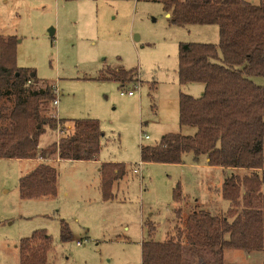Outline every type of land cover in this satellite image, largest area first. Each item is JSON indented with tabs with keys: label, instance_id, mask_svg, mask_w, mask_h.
<instances>
[{
	"label": "rangeland",
	"instance_id": "obj_1",
	"mask_svg": "<svg viewBox=\"0 0 264 264\" xmlns=\"http://www.w3.org/2000/svg\"><path fill=\"white\" fill-rule=\"evenodd\" d=\"M0 34L16 36V65L35 72L37 87L42 81L55 85L52 116L93 118L101 130L96 160L47 159L57 171L54 196L19 195V178L42 162L39 157L0 158V264H19L20 240L38 230L51 240L45 264H141L142 242L166 240L184 229L193 206L231 219L222 181L249 175V169L209 165L192 152L183 153L179 163L140 160V146L155 145L168 133L195 132L179 125V93L197 98L203 84L179 83L178 45L218 43L216 24H172L161 0H0ZM119 69L132 71V78L116 79ZM252 79L264 85V78ZM67 130H46L39 147ZM262 155L264 168V140ZM101 163L125 167L109 199L100 191ZM174 189L181 197L198 198L197 205L179 201L177 218L171 216ZM62 221L67 240L60 238ZM223 258V264H264V251L228 248Z\"/></svg>",
	"mask_w": 264,
	"mask_h": 264
},
{
	"label": "trees",
	"instance_id": "obj_2",
	"mask_svg": "<svg viewBox=\"0 0 264 264\" xmlns=\"http://www.w3.org/2000/svg\"><path fill=\"white\" fill-rule=\"evenodd\" d=\"M172 24H216V44L181 42L178 45V77L181 85L203 84L194 98L180 91L178 121L193 126L192 135L168 133L155 145L140 146L142 162L179 163L182 154L204 155L209 165L246 168L249 175L226 176L221 194L230 206L227 216L192 210L185 228L163 241L147 239L141 245V264H223L225 249L264 251V0H161ZM14 35L0 34V158H37L38 163L18 181L21 198L54 196L57 171L47 159L96 160L101 130L96 119H60L52 116L50 104L56 96L53 83L38 79L31 68L16 65ZM124 82L132 71L115 70ZM68 124V125H66ZM65 130H64V129ZM69 131L65 136L39 147L46 131ZM262 171L261 175L258 172ZM100 191L112 197L114 180L125 173L123 164L101 163ZM175 202L182 200L173 190ZM180 208L174 214L180 215ZM149 225V233H152ZM70 237L65 222L60 238ZM51 246L44 230L34 231L18 244L19 264H45Z\"/></svg>",
	"mask_w": 264,
	"mask_h": 264
},
{
	"label": "crops",
	"instance_id": "obj_3",
	"mask_svg": "<svg viewBox=\"0 0 264 264\" xmlns=\"http://www.w3.org/2000/svg\"><path fill=\"white\" fill-rule=\"evenodd\" d=\"M54 160H55V159H54ZM59 160H60V159H59ZM206 160H207V159H206ZM57 161H58V160H56V162H57ZM135 168H136V167H135ZM249 172L251 173V170H250ZM184 200H186V201L191 200L192 202H194V204H196V205L198 204V202H197V201H198V198H195V197H194V198H193V197L190 198L188 195H185V196L182 197V201H184ZM175 204H176V206H174V208H173V214H174V211H175L176 208H181V202H175ZM193 207H194L193 210L203 209V208H196V206H193ZM190 210H191V209H190ZM190 210H189V211H190ZM204 210H205V209H204ZM191 211H192V210H191ZM206 211H207V210H206ZM180 212H181V211H180ZM187 213L189 214V212H187ZM188 214H187V215H188ZM187 215H186V216H187ZM171 216H172V218H173V217L177 218L175 214H174V215H171ZM180 216H182V214H180ZM172 218H171V220L169 221V222H170V225H169L170 227L168 228V229H169V232H171V229L174 227V226H171L172 223H173ZM153 228H154V227H153ZM152 232H153V230H152ZM171 233H172V232H171ZM151 235H152V234H151ZM170 237H171V236H170ZM152 240H153V239H152ZM154 241H157V240H154ZM162 241H163V240H162Z\"/></svg>",
	"mask_w": 264,
	"mask_h": 264
},
{
	"label": "built area",
	"instance_id": "obj_4",
	"mask_svg": "<svg viewBox=\"0 0 264 264\" xmlns=\"http://www.w3.org/2000/svg\"><path fill=\"white\" fill-rule=\"evenodd\" d=\"M120 94H122V95H123V94L132 95L133 93H132V91H127V92L120 91ZM56 103H57V98H55V99L53 100L52 104L55 106ZM144 138L147 139L148 136H147V135H144ZM134 171L136 172L137 169H134ZM77 244H80V242H77Z\"/></svg>",
	"mask_w": 264,
	"mask_h": 264
},
{
	"label": "water",
	"instance_id": "obj_5",
	"mask_svg": "<svg viewBox=\"0 0 264 264\" xmlns=\"http://www.w3.org/2000/svg\"><path fill=\"white\" fill-rule=\"evenodd\" d=\"M53 29H49V33H50V35H52L53 34Z\"/></svg>",
	"mask_w": 264,
	"mask_h": 264
}]
</instances>
